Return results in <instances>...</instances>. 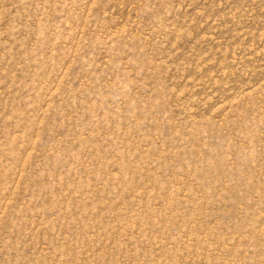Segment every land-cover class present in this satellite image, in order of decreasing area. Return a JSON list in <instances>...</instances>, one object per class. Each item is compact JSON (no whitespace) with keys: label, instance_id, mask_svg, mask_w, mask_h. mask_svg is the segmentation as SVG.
I'll return each instance as SVG.
<instances>
[{"label":"rangeland","instance_id":"obj_1","mask_svg":"<svg viewBox=\"0 0 264 264\" xmlns=\"http://www.w3.org/2000/svg\"><path fill=\"white\" fill-rule=\"evenodd\" d=\"M0 264H264V0H0Z\"/></svg>","mask_w":264,"mask_h":264}]
</instances>
